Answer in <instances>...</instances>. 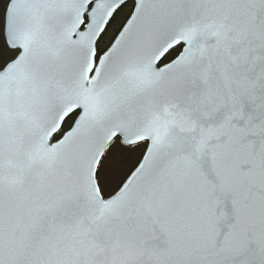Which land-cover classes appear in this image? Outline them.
Segmentation results:
<instances>
[{
  "label": "snow or ice",
  "instance_id": "obj_1",
  "mask_svg": "<svg viewBox=\"0 0 264 264\" xmlns=\"http://www.w3.org/2000/svg\"><path fill=\"white\" fill-rule=\"evenodd\" d=\"M0 264H264V0H0Z\"/></svg>",
  "mask_w": 264,
  "mask_h": 264
}]
</instances>
